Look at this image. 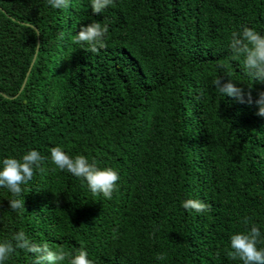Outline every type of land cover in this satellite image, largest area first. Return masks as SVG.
Returning <instances> with one entry per match:
<instances>
[{
  "label": "trees",
  "instance_id": "1",
  "mask_svg": "<svg viewBox=\"0 0 264 264\" xmlns=\"http://www.w3.org/2000/svg\"><path fill=\"white\" fill-rule=\"evenodd\" d=\"M90 23L109 27L96 54L73 43ZM243 26L264 35V0H114L100 14L91 0H0V161L47 158L23 214L0 188V241L23 230L93 264H242L227 252L243 218L264 234V117L212 81L264 91L229 49ZM57 146L116 170L112 199L56 168ZM33 260L17 250L5 264Z\"/></svg>",
  "mask_w": 264,
  "mask_h": 264
},
{
  "label": "clouds",
  "instance_id": "2",
  "mask_svg": "<svg viewBox=\"0 0 264 264\" xmlns=\"http://www.w3.org/2000/svg\"><path fill=\"white\" fill-rule=\"evenodd\" d=\"M48 5L55 9H66L69 7V0H47ZM114 0H91V10L94 14H100ZM109 32L107 24L90 23L80 27L73 39V43L86 44L87 50L93 54L99 49L106 47L105 37ZM60 39L64 34H60ZM229 49L232 58L240 60L246 75L254 82L264 84V35L255 29L243 26L238 32H233ZM215 88L223 96L236 99L239 103L253 104L258 106L257 115L264 117V91L257 94L253 100L251 88L238 86L232 80L216 78L212 81ZM47 158L37 150H30L22 155L20 159L14 157L4 158L0 161V188H6L14 197L9 200V209L13 212L23 214L24 188L34 177L35 171H43V164ZM51 163L60 171H67L78 179L86 182L88 189L93 195H103L105 199L111 200L113 193L117 190V182L120 177L116 170L107 167L99 168L95 162H89L83 155L74 158L69 156L61 147H53L50 151ZM182 207L186 211L196 213L206 212L210 205L196 199L185 200ZM250 217L242 220L245 231L233 234L230 237V250L227 252L231 260H239L242 264H264V234L260 228L252 223ZM250 225V226H249ZM17 250L31 253L34 257L33 264H93L88 258V252L83 248L73 254L65 251L62 247L53 249L47 242L36 243L23 231L15 232L11 239L0 241V264H5L10 256ZM156 259L163 260L165 256L158 254Z\"/></svg>",
  "mask_w": 264,
  "mask_h": 264
}]
</instances>
